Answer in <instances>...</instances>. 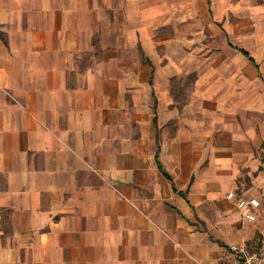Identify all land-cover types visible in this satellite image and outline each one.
Listing matches in <instances>:
<instances>
[{"label": "crops", "instance_id": "crops-1", "mask_svg": "<svg viewBox=\"0 0 264 264\" xmlns=\"http://www.w3.org/2000/svg\"><path fill=\"white\" fill-rule=\"evenodd\" d=\"M232 243L264 247V0H0V264Z\"/></svg>", "mask_w": 264, "mask_h": 264}, {"label": "built area", "instance_id": "built-area-1", "mask_svg": "<svg viewBox=\"0 0 264 264\" xmlns=\"http://www.w3.org/2000/svg\"><path fill=\"white\" fill-rule=\"evenodd\" d=\"M226 196L236 204L245 219H256V211L261 205L259 198L239 196L233 190L228 191ZM229 247L233 255L228 264H264V247L253 251H249L245 244L232 243Z\"/></svg>", "mask_w": 264, "mask_h": 264}, {"label": "trees", "instance_id": "trees-1", "mask_svg": "<svg viewBox=\"0 0 264 264\" xmlns=\"http://www.w3.org/2000/svg\"><path fill=\"white\" fill-rule=\"evenodd\" d=\"M242 52H244L251 60H253V58H251L250 57V55H249V53L246 51V50H244V49H240Z\"/></svg>", "mask_w": 264, "mask_h": 264}]
</instances>
